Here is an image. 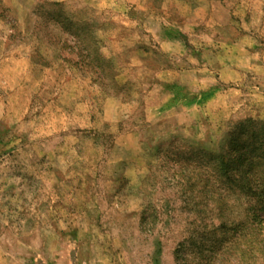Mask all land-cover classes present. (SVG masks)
<instances>
[{"label": "rangeland", "instance_id": "1", "mask_svg": "<svg viewBox=\"0 0 264 264\" xmlns=\"http://www.w3.org/2000/svg\"><path fill=\"white\" fill-rule=\"evenodd\" d=\"M262 181L264 0H0V264H264Z\"/></svg>", "mask_w": 264, "mask_h": 264}, {"label": "trees", "instance_id": "2", "mask_svg": "<svg viewBox=\"0 0 264 264\" xmlns=\"http://www.w3.org/2000/svg\"><path fill=\"white\" fill-rule=\"evenodd\" d=\"M253 181H249L247 185H252ZM257 184V182L255 183ZM259 184V190L256 189L257 187L253 188V193L256 197L259 198V201L263 207V210H264V186H261V185H264V181L262 182H258ZM251 189V188H250ZM256 189V190H255ZM261 191V192H260ZM240 226L236 227V229L234 230V232L232 233L233 237L235 238L228 246H226V250L228 251L229 254H232V255H238L240 258L242 256H246L248 255V257H253L254 255V252H260V250L257 248V247H261L264 249V237L263 238H260V242H257V238L261 235L260 234V229H258L257 227L254 228V226L252 227V230H251V235H250V238L249 240H246V241H241L243 240L244 237H246L247 234L245 233H242V228H240ZM257 237V238H256ZM241 242H245L247 244L245 245H241L240 243ZM222 249V248H221ZM226 253V254H228ZM220 255L221 257L224 256V253L222 254L221 253V250H220ZM220 255L218 258H220ZM227 259H224L223 257L219 259L220 262L224 261V260H231L230 257H226ZM214 262V260H213ZM212 263V262H210Z\"/></svg>", "mask_w": 264, "mask_h": 264}]
</instances>
